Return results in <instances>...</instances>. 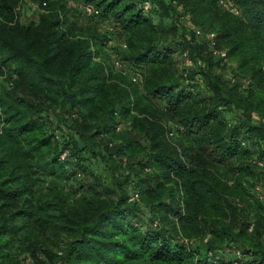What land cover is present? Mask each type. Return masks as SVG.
Segmentation results:
<instances>
[{"label": "trees", "instance_id": "trees-1", "mask_svg": "<svg viewBox=\"0 0 264 264\" xmlns=\"http://www.w3.org/2000/svg\"><path fill=\"white\" fill-rule=\"evenodd\" d=\"M80 1L121 27L127 58L147 68L144 91L95 60L94 34L71 38L63 11L23 25L20 0H0V71L12 68L0 74V264H22V254H43V264H264V0H231L239 14L220 0H158L184 5L246 77L242 91L236 79L230 84L202 66L195 75L210 79L207 100L187 71L173 70L160 24L142 8L147 0ZM194 46L181 47L192 61ZM155 99L167 106L160 111ZM54 105H68V130L51 124L45 110ZM228 110L240 112L237 123ZM96 137L129 160L127 186L115 178V198H71L60 182L71 183L75 167L109 166ZM135 163L155 170V184L139 187ZM128 186L155 214L148 228ZM44 235H65L64 248L50 247Z\"/></svg>", "mask_w": 264, "mask_h": 264}, {"label": "rangeland", "instance_id": "rangeland-1", "mask_svg": "<svg viewBox=\"0 0 264 264\" xmlns=\"http://www.w3.org/2000/svg\"><path fill=\"white\" fill-rule=\"evenodd\" d=\"M44 1L47 2V6L42 7V0H20L17 7L20 23L23 25L37 23L42 13H48L50 10L56 9L63 11L69 22L73 24L72 30L70 31L71 38L87 35L89 33L94 34L96 36L94 40L97 42V45L95 46L97 53L95 60L104 62L107 65V68L112 70L113 74L124 76L127 80L132 82L133 86L138 87L140 92L144 91V80L147 68L135 65L127 58L125 33L115 22L113 17H104L100 14L85 12L83 9L84 4H82L80 0ZM129 1L138 2L140 0ZM153 1L155 2V8L151 11H147L145 15L149 17L154 24H160L159 27L162 32L163 41L172 53L171 58L173 61V70L178 76L183 73L186 74L187 71L188 74H190V77H192V80L198 86L199 90L197 93L202 97L204 96V100H207L212 95V91L209 88L210 79L206 73H204V77H201L202 75H195L198 70H202V66H204L205 70L208 66H211L212 73L228 83L236 79L237 82L242 84V91L248 87L246 77L241 73L237 60L234 58H225L226 55H223L226 54L227 48L222 40L219 39V47L217 44L215 45V41H213L212 37H209L208 30H203L193 24L190 14H188L184 5L179 4L167 7L161 5L158 0ZM219 3L226 8H236L231 0H220ZM197 29L201 30L199 34L196 33ZM193 34H196V37H194ZM181 40L182 42H179ZM187 40H190L195 44L191 49L194 60L190 66L186 65L184 55L181 53V47L187 44ZM221 58L225 59L223 60ZM1 70L0 74H3V76H9L12 68L9 65L4 64ZM137 72L141 74V78H136ZM3 76H0V80L5 83ZM18 92L20 95L26 96L31 103L39 102L37 98L30 96V93L23 88H19ZM152 102L160 109V111L167 106L166 102L160 99H155ZM45 111H47V115L50 113L51 124L57 128L58 126H63V128L68 130L66 123L70 117H67L66 119V114L71 113L68 105H54ZM239 114L240 112L238 110H228L225 112L227 120L234 124L240 120ZM254 120L258 121V117L255 116ZM173 123H175V121L165 120V124H168L170 127H174ZM127 125L128 123L124 122L122 124V129H125ZM92 144H94L97 154L104 156L108 160L109 166L106 169H103L102 167L99 168L96 165H93L92 167H75L76 172L79 171L78 174H75L76 176L73 177V180H71V183L69 184L60 182V187H62L61 191L69 193V196L74 199H79L85 195L89 197L99 196L105 199L115 198L117 197V190L113 185L114 179H118V182H120V185L124 188L127 186V184H125V178L130 171V168L126 166L127 163H129V160L125 157V161H123L120 156H117L118 154H121L120 149L117 148V151L113 150L112 145L108 146L106 141L99 137H96V140ZM67 154V152H64L61 154L62 156H60L62 159H65ZM139 159L141 160L140 157H138L137 160ZM135 167L139 170V177L135 175L132 178H138L140 188H144V181L155 184L154 179L151 177L155 170L144 169L143 171L138 164H136ZM46 186H48L47 183ZM132 187L133 186H128L129 192L132 193L131 196L136 194ZM135 200L142 208L138 218H140L144 226L148 228L152 218H155V214L144 206L139 195ZM43 240L48 243L50 247L55 245L53 247L55 250H62L67 238L65 235H60L59 237H56V239L55 237L53 239L48 235H44ZM243 248L246 249L247 247L244 245ZM20 259L22 264H43L41 260H44L45 257L43 254H40L39 256L22 254ZM251 260L252 258L250 259V257H248V259L244 258L242 262L247 263ZM255 261H257V259H255Z\"/></svg>", "mask_w": 264, "mask_h": 264}, {"label": "built area", "instance_id": "built-area-1", "mask_svg": "<svg viewBox=\"0 0 264 264\" xmlns=\"http://www.w3.org/2000/svg\"><path fill=\"white\" fill-rule=\"evenodd\" d=\"M44 6H47V2L46 1H43L42 2V7H44ZM142 8L144 9V11H149L150 10V8H151V3H150V1H144L143 3H142ZM83 9H84V11L85 12H87V13H92V14H99V11L98 10H96L95 9V7L94 6H92V5H83ZM228 9L230 10V11H232V12H234L235 14H239L240 13V10H238L237 8H234V7H228ZM201 32V30L200 29H197L196 30V33L197 34H199ZM214 34H212V36H213ZM183 55H184V58H185V63H186V65H188V66H190L191 64H192V60L189 58V56H188V52H184L183 53ZM223 55H226V54H223ZM141 78V74L139 73V72H137L136 73V78ZM122 129V125L121 124H119L118 126H117V131H120ZM171 135H173V132H171ZM257 190H261V188L259 187V186H257ZM262 192V191H261ZM138 197V194H133L132 196H131V198H130V200H135L136 198ZM185 242H187V240H185ZM237 257L239 258V257H242V254L240 253V252H237ZM230 264H239V262H238V260H234L233 262H231Z\"/></svg>", "mask_w": 264, "mask_h": 264}]
</instances>
